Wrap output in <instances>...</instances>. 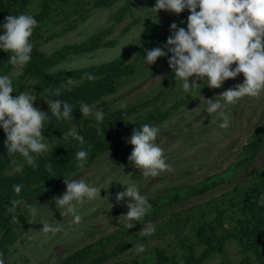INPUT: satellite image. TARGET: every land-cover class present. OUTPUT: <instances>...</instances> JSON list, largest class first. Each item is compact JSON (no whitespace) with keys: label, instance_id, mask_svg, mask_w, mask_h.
<instances>
[{"label":"rangeland","instance_id":"1","mask_svg":"<svg viewBox=\"0 0 264 264\" xmlns=\"http://www.w3.org/2000/svg\"><path fill=\"white\" fill-rule=\"evenodd\" d=\"M102 1L24 0V13L38 21L31 39L33 48L47 58L49 87H60L59 98L73 110L72 118L49 113L42 134L52 147L34 154L32 164L18 153L8 154L0 128V196L8 201L0 218L4 264H86L102 255V264H260L264 148L249 145L259 138L264 145V92L223 104L219 94L242 82V73L220 88L197 80V88L183 90L167 55L148 66L143 57L146 49L166 43L173 21L186 28L188 10L155 12L156 0H116L109 6ZM13 2L0 0V23L2 7L11 8ZM32 66L30 60L18 69L8 61L0 64V74L12 78L11 95L31 89L34 105L48 113L47 99L55 96ZM215 98L222 102L226 123L217 113L204 111L205 100ZM80 101L92 106V112L79 114ZM98 108L106 113L99 124H121L112 136L128 154L63 138L74 126L85 137L92 134ZM145 122L158 126L155 142L165 150L171 171L144 176L129 161L133 146L128 138ZM80 148L89 152L82 165L75 155ZM65 179L102 187L100 196L78 204L79 222L55 205L54 198L66 190ZM122 183H136L151 204L130 228L122 217L129 198L116 199ZM13 184L21 185L19 192ZM14 200L20 203L11 213ZM26 204L36 205L38 214L30 216ZM53 220L61 223L60 231H40ZM202 226L204 235L199 237Z\"/></svg>","mask_w":264,"mask_h":264},{"label":"clouds","instance_id":"2","mask_svg":"<svg viewBox=\"0 0 264 264\" xmlns=\"http://www.w3.org/2000/svg\"><path fill=\"white\" fill-rule=\"evenodd\" d=\"M160 9L174 13L187 9V24L185 28L173 21L166 43L145 50L143 61L147 66L167 55L175 80L181 81V88L187 92L199 86L197 80H206L209 87L220 88L226 79L242 73V82L219 94L218 97H223V104L236 103L241 97H255L264 92V0H156L153 10ZM37 24L34 15L24 12L10 14L0 23V29H3L0 50L10 53L8 60L18 69L32 59L34 44L31 37ZM84 76L94 78L91 73H84ZM189 77L193 79L189 81ZM46 91L55 96L47 99L48 113L34 105L36 93L31 89L11 95L14 93L12 78L0 74V128L6 134L4 144L9 155L20 154L26 164L35 161L34 154H42L52 147L49 139L42 134L45 121L51 118L49 113L58 118H72L73 106L59 98L61 89L57 87ZM205 101L204 111L217 113L224 117L226 123L222 102L216 98ZM120 107L127 106L122 104ZM79 110L82 115L89 114L92 106L80 101ZM105 116L101 108L94 112L97 128ZM158 133V126L145 122L133 129L127 141L133 146L128 159L142 170L144 176L171 171L165 150L155 142ZM67 136L84 143V137L76 126L63 133V138ZM75 155L82 165L89 152L80 148ZM65 184L66 190L54 198L55 205L61 214H71L73 220L79 222L78 204L100 196L102 187L98 188L84 179H65ZM122 184L124 189L116 194V199L129 198L126 200L128 210L122 217L129 222L130 228L148 213L151 204L136 183ZM20 188V184H13L15 191L19 192ZM18 203L12 201L9 212L15 213ZM26 207L30 216L34 217L39 212L36 205L26 204ZM60 228L61 223L53 220L43 223L40 231L54 234ZM138 247L143 248V245ZM0 264H4L3 259H0Z\"/></svg>","mask_w":264,"mask_h":264},{"label":"trees","instance_id":"3","mask_svg":"<svg viewBox=\"0 0 264 264\" xmlns=\"http://www.w3.org/2000/svg\"><path fill=\"white\" fill-rule=\"evenodd\" d=\"M116 0H103L102 4L105 6H109L112 3H114ZM23 3L24 0H14L13 6L11 8H6L2 7V12L4 15V18L10 14H18L21 12H24L23 8ZM8 52H2L0 53V64H4L5 62H8ZM32 59L31 62L33 63L32 70L34 73L38 76V78L41 80V83L46 89H53V87H49V78L46 75L47 69L45 68L46 66V59L42 56V53L33 48L32 53H31ZM60 88V87H59ZM50 94H53L52 92L48 91ZM79 112V111H78ZM79 114H82L79 112ZM94 128L92 127V134H90L88 137H84V143L86 144H93L94 148H102V147H107V146H112L114 147V154L115 155H121V154H128L127 147L122 144L120 140L115 139L112 134L115 129H118L121 127V124H100V127L97 128L96 124H94ZM104 135H107L108 137H103ZM261 139H257L253 144L249 145L251 149H257L258 147L262 146L261 148H264L263 143H261ZM263 142V141H262ZM262 144V145H261ZM258 191V190H257ZM259 193V191H258ZM8 201L0 196V218H4L5 215L3 214L6 209H7ZM204 230L205 228L202 226L199 229V237H202L204 235ZM5 250L0 251V259H5ZM259 263L264 264V257L263 254H259ZM104 261V256L97 257L91 261H89L86 264H102ZM67 264H73L71 261H68Z\"/></svg>","mask_w":264,"mask_h":264}]
</instances>
